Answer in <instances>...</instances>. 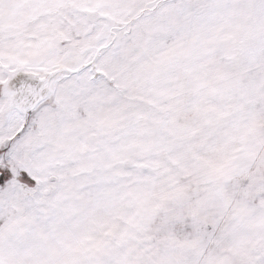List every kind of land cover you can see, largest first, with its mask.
<instances>
[{"label":"snow or ice","instance_id":"snow-or-ice-1","mask_svg":"<svg viewBox=\"0 0 264 264\" xmlns=\"http://www.w3.org/2000/svg\"><path fill=\"white\" fill-rule=\"evenodd\" d=\"M0 264H264V0H0Z\"/></svg>","mask_w":264,"mask_h":264}]
</instances>
